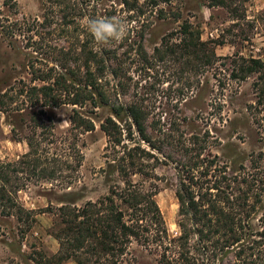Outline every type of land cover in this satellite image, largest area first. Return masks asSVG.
<instances>
[{"label": "rangeland", "instance_id": "rangeland-1", "mask_svg": "<svg viewBox=\"0 0 264 264\" xmlns=\"http://www.w3.org/2000/svg\"><path fill=\"white\" fill-rule=\"evenodd\" d=\"M65 4L71 8L67 20L79 28L72 25L62 31L65 12L47 0H0V165L20 161L32 143L46 162L45 176L53 172L56 178L39 179L41 169L33 175L22 166L14 167L17 173L10 174L5 189L17 208L8 210V215L0 211V264H76L54 257L59 244L53 235L64 228L57 220L58 209L95 203L109 195L112 186L122 185L105 158L110 152L100 129L112 117L111 107L97 98L82 107L49 108L32 99L30 88L43 85L33 81L29 69L36 58L31 42L39 41L40 35L45 52L46 47L78 49L87 40L92 50L105 52L111 59L107 63L118 72L117 78L106 72L102 83L110 105L136 104L149 115L148 124L172 136L164 157L154 152L161 160L157 179L133 178L145 188L157 187L155 201L170 240L180 236L177 163L185 161L183 146H189L192 136L210 133L214 141L205 154L218 156L230 176L264 180V157L256 169L251 163L252 155L264 154V70L241 79L244 69L251 68L249 60L264 66L263 0H66ZM24 22L33 24L32 33L9 38L1 30L8 23ZM185 28L209 45L215 56L212 65L202 69L199 54L185 50ZM75 112L92 121L95 129L84 132L74 127L70 118ZM149 133L153 139L162 138ZM254 200L252 196L250 202ZM263 212L264 193L249 220L254 231L259 230ZM195 241L190 242L192 252ZM128 253L133 264H159L158 250L133 243ZM196 257L203 262L200 253ZM217 264L236 260L231 254Z\"/></svg>", "mask_w": 264, "mask_h": 264}, {"label": "trees", "instance_id": "trees-1", "mask_svg": "<svg viewBox=\"0 0 264 264\" xmlns=\"http://www.w3.org/2000/svg\"><path fill=\"white\" fill-rule=\"evenodd\" d=\"M65 2L47 0L51 6L65 12L60 25L62 31H68L72 25L77 29L78 23L67 20L71 8ZM40 26L43 27L44 23ZM33 28L28 22L1 26L9 38L15 37L16 33H32ZM183 35V47L185 50L192 48L193 53L199 54L200 67L205 69L212 65L215 56L209 45L201 42L200 35L188 28L184 29ZM40 37L39 41L30 38L36 57L29 63L30 74L33 81L43 84L39 88H30L32 99L41 107L49 108L60 105L82 107L97 98L101 104L111 107L112 117L107 118L100 129L107 138L110 152L105 158L122 183L121 186H112L109 195L95 203L58 209L57 220L64 228L53 235L59 244L54 257L60 263L72 260L76 264H133L128 259V250L136 243L147 250H158L159 264H217L231 254L236 264H264V212L258 220L259 230L254 231L249 222L256 205L262 202L264 180L258 181L250 175L230 176L218 156L205 154L214 141L210 133L192 136L189 146H183L185 161L177 163L175 195L179 206L177 224L180 236L170 240L155 201L157 187L145 188L141 183H134L133 178L139 176L153 182L157 179L155 170L161 160L154 152L164 157V149L173 140L172 136L155 124H148L149 115L138 105H110L106 86L102 83L106 72L113 78L118 77V72L109 66L111 59L105 52L92 50L88 40L79 44L78 49L66 51L46 47L49 51L45 52L43 37ZM162 46L166 48L167 44ZM156 51L160 53V50ZM248 64L251 68L244 69L242 80L253 71L264 70L259 60L251 59ZM70 123L84 132L95 129L92 121L77 112L70 118ZM149 131L161 134L162 138L153 139ZM28 147L29 152L17 163L0 165L2 215L17 208L12 195L5 189L11 182L10 174L17 173L15 166H22L33 175L41 169L36 176L39 179H56L53 172L45 176L47 171L43 165L46 162L39 154L38 145L28 143ZM251 157L252 168L256 169L258 159L264 154ZM252 196L255 198L253 203L250 202ZM192 239L196 240L197 246L194 252L190 248ZM196 253L204 257L202 263Z\"/></svg>", "mask_w": 264, "mask_h": 264}]
</instances>
